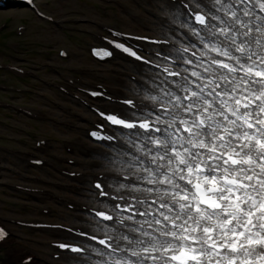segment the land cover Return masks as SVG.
I'll list each match as a JSON object with an SVG mask.
<instances>
[{
    "label": "snow or ice",
    "instance_id": "snow-or-ice-1",
    "mask_svg": "<svg viewBox=\"0 0 264 264\" xmlns=\"http://www.w3.org/2000/svg\"><path fill=\"white\" fill-rule=\"evenodd\" d=\"M186 7L192 23L201 26L193 30L206 49L201 57L207 59L199 71L184 69L187 74L163 68L174 78L168 81L173 87L166 100L153 97L160 106L141 122L107 117L147 133L138 158L142 174L129 187L148 195L131 201L120 197L124 205L112 211L124 230L115 239L98 242L111 253H125L114 264H261L264 0H212L211 5L192 0ZM163 114H168L166 123ZM141 184L150 187L141 189ZM97 215L114 219L112 214ZM6 235L0 229V240Z\"/></svg>",
    "mask_w": 264,
    "mask_h": 264
},
{
    "label": "rangeland",
    "instance_id": "rangeland-1",
    "mask_svg": "<svg viewBox=\"0 0 264 264\" xmlns=\"http://www.w3.org/2000/svg\"><path fill=\"white\" fill-rule=\"evenodd\" d=\"M45 1H49L51 4V6L47 8V10L60 18L100 17V19L102 20H106V21L110 20L112 22L115 21V15L111 14V17H105L101 12L97 10V5L99 4V0H45ZM153 5L158 9V12L160 14H166L169 16H171L170 13L173 10H177L175 7L167 6L164 3L160 2L159 0H155ZM4 19L9 21L10 26H14L22 21L23 22L28 21L29 32L26 38V41L28 42H34L36 44L43 46L44 48L46 44H53L55 46V49L60 46L72 47V50L78 54V57L72 59L69 63H66L65 65H81L80 64L81 62L87 60L85 52L83 51L78 41L70 42L65 34L61 33L58 29L54 27H50L43 24L42 22H39L36 18L31 17V15L27 11L22 12L15 9L5 13L0 12V22ZM143 20H144L143 22H138L137 24H135L126 17L120 18V21L124 23V26L127 29L137 32L160 34V33H164L165 30H167V28L170 29V25L168 23H164L159 17H155L153 15L148 17L143 16ZM132 28H136V29H132ZM10 30L11 28L9 27L7 29V32H9ZM8 40H10V38H6L5 36L3 37L0 36V61L6 60L5 51L3 48H4V44L8 43ZM153 80L159 82V85L153 84L152 83ZM151 83L152 86L150 90H146L144 87L141 86H135L133 91H131V96L146 97V98L163 97L166 100L167 99L166 90L169 88V85L167 83L160 82V80L156 77L151 78ZM153 87H156L160 93L159 94L155 93L153 91ZM33 88L38 90L39 93L41 94H46L49 92L46 87L41 86L39 84H35ZM26 100L28 102H26L25 100L23 101L25 104L33 105L47 111L52 109V107L49 106L47 99H43L40 97H30L27 98ZM3 118L8 120L12 125V127L11 128L0 127V133L12 134L13 136L21 137L26 141H28L31 138V135L33 133H38L44 136L49 135L57 138L72 136V134H70L68 131L56 127L53 124H34L24 120L23 118H10L6 114L3 115ZM118 157H124L126 159L125 163L120 162L117 159ZM129 160L131 161L134 160L136 162L137 167L136 168L131 167L132 165L130 164ZM103 163L105 164V170L108 171H127L130 173H134L135 171L140 170L142 168V165L139 162H137L133 157L122 153H117L116 155L110 156L107 159L105 158L103 160ZM145 187L146 186L144 185L143 188ZM0 211L6 213L7 215L9 214L6 211V208L2 205L1 201H0ZM54 220L62 221L59 214L56 215V218ZM67 223L72 225L78 224L77 222H75V217L73 215H70V218ZM83 224L88 225V222L85 221ZM92 230L96 231L95 229ZM19 250H26L34 254L35 256H38L41 259L39 264H42V262L43 264H47L45 260H47L48 254H46L45 249L39 247L38 245H27V243L24 244L22 241L21 242L17 241L15 244V248L12 247L11 251L15 253L16 251ZM9 255L6 257V260L9 258ZM3 264H6V262H4ZM86 264H103V263L96 262L94 260H89Z\"/></svg>",
    "mask_w": 264,
    "mask_h": 264
},
{
    "label": "bare ground",
    "instance_id": "bare-ground-1",
    "mask_svg": "<svg viewBox=\"0 0 264 264\" xmlns=\"http://www.w3.org/2000/svg\"><path fill=\"white\" fill-rule=\"evenodd\" d=\"M120 159H121V160H123V161H125V160H126V159H125V158H123V157H121Z\"/></svg>",
    "mask_w": 264,
    "mask_h": 264
}]
</instances>
